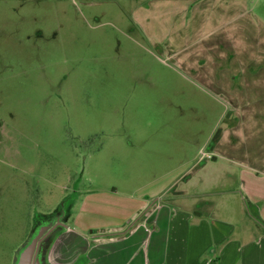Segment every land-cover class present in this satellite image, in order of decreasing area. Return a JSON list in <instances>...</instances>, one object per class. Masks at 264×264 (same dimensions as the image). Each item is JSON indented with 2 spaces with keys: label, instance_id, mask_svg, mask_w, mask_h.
<instances>
[{
  "label": "rangeland",
  "instance_id": "obj_1",
  "mask_svg": "<svg viewBox=\"0 0 264 264\" xmlns=\"http://www.w3.org/2000/svg\"><path fill=\"white\" fill-rule=\"evenodd\" d=\"M127 1L0 0V264L63 220L126 223L226 125L224 100L180 71L178 33H142ZM251 6L264 18V0Z\"/></svg>",
  "mask_w": 264,
  "mask_h": 264
},
{
  "label": "crops",
  "instance_id": "obj_2",
  "mask_svg": "<svg viewBox=\"0 0 264 264\" xmlns=\"http://www.w3.org/2000/svg\"><path fill=\"white\" fill-rule=\"evenodd\" d=\"M128 1L131 24L142 33L157 26L178 33L180 71L224 100L227 122L198 168L142 199L126 223L87 231L63 220L47 262L264 264L263 16L254 0Z\"/></svg>",
  "mask_w": 264,
  "mask_h": 264
},
{
  "label": "water",
  "instance_id": "obj_3",
  "mask_svg": "<svg viewBox=\"0 0 264 264\" xmlns=\"http://www.w3.org/2000/svg\"><path fill=\"white\" fill-rule=\"evenodd\" d=\"M62 225L57 223L47 230L45 234H41V230L34 236L30 242L19 252L15 264H41L38 256V251L42 240L46 234L52 231L56 226Z\"/></svg>",
  "mask_w": 264,
  "mask_h": 264
},
{
  "label": "trees",
  "instance_id": "obj_4",
  "mask_svg": "<svg viewBox=\"0 0 264 264\" xmlns=\"http://www.w3.org/2000/svg\"><path fill=\"white\" fill-rule=\"evenodd\" d=\"M264 227V226H263Z\"/></svg>",
  "mask_w": 264,
  "mask_h": 264
}]
</instances>
